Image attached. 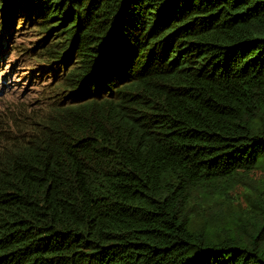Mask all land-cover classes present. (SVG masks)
<instances>
[{"label":"trees","instance_id":"obj_1","mask_svg":"<svg viewBox=\"0 0 264 264\" xmlns=\"http://www.w3.org/2000/svg\"><path fill=\"white\" fill-rule=\"evenodd\" d=\"M32 19L60 76L0 119V264H264V0H0Z\"/></svg>","mask_w":264,"mask_h":264},{"label":"rangeland","instance_id":"obj_2","mask_svg":"<svg viewBox=\"0 0 264 264\" xmlns=\"http://www.w3.org/2000/svg\"><path fill=\"white\" fill-rule=\"evenodd\" d=\"M12 28L7 36V27L2 24L0 27V40L3 38L6 45L2 54L5 59L0 64V119L23 114L25 120L19 126L26 127L25 121H35L36 115L45 109L41 107L50 102L49 96H54L60 67L41 56L49 39L45 40L46 35L40 33L34 19L31 24L26 20H15ZM260 177L257 173L253 178L258 180ZM240 194V188L233 193L237 198Z\"/></svg>","mask_w":264,"mask_h":264},{"label":"clouds","instance_id":"obj_3","mask_svg":"<svg viewBox=\"0 0 264 264\" xmlns=\"http://www.w3.org/2000/svg\"><path fill=\"white\" fill-rule=\"evenodd\" d=\"M4 59H5V57H1L0 64L4 61ZM3 66H5V64H3Z\"/></svg>","mask_w":264,"mask_h":264}]
</instances>
